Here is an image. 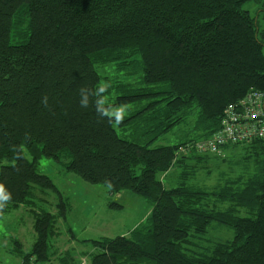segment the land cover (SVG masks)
<instances>
[{"label":"trees","instance_id":"obj_1","mask_svg":"<svg viewBox=\"0 0 264 264\" xmlns=\"http://www.w3.org/2000/svg\"><path fill=\"white\" fill-rule=\"evenodd\" d=\"M247 1L0 0V216L32 208L35 189L58 197L56 215L33 211L22 264L48 261L67 211L41 159L151 205L128 237L86 241L90 264H264V140L231 147L249 149L251 173L192 181L203 162H226L194 144L264 96V31ZM214 224L231 240L197 253Z\"/></svg>","mask_w":264,"mask_h":264},{"label":"rangeland","instance_id":"obj_2","mask_svg":"<svg viewBox=\"0 0 264 264\" xmlns=\"http://www.w3.org/2000/svg\"><path fill=\"white\" fill-rule=\"evenodd\" d=\"M243 9L249 11L256 18L260 30L264 31V0H249L243 5ZM177 131L176 137L178 139L183 138L186 134L182 133L181 130ZM249 152L248 148H235L232 151L228 149L223 156L226 157V162H203L196 168L197 172L195 179L192 180L193 183L195 186L210 189L217 185L218 175L220 174L229 175L232 179H235L238 175L244 176L251 173L253 167L246 166L244 160L245 155ZM38 171L50 178L59 190L62 196L60 198L67 200L65 217L63 219L57 217L56 228L59 235H65V231H68V235L59 238L60 242L58 244L65 245L66 239L70 236L75 238L78 243L85 240L98 241L102 238L128 237L145 221L151 212L150 203L135 193L121 191L111 194L105 186L87 184L76 175L65 172L60 164L52 160L41 159L38 164ZM179 173V169L174 167L165 179L162 178L166 188L178 184L177 175ZM38 192L37 201L33 200L32 208H26L37 213L47 211L52 215H56L55 205L58 197L49 191L38 189ZM39 198L43 199L44 202H41ZM19 207L15 208L14 211ZM3 216H0V218ZM28 217H30L29 214ZM6 221V223L14 222L12 218L6 219ZM9 226L12 225L9 223ZM0 230H4L2 224H0ZM8 231H10L9 228L4 233ZM231 238V231L214 224L210 227L203 241L195 243L197 245L195 251L201 254L206 253L209 250L208 248L215 245V243H225ZM52 242L49 243V247ZM76 245L83 253L70 251L73 263L78 262V256L84 254L87 256L80 258V261L90 264L89 259L86 257L91 256L95 252V248L90 243ZM55 248L62 247L56 244ZM20 264H22V261H20Z\"/></svg>","mask_w":264,"mask_h":264},{"label":"crops","instance_id":"obj_3","mask_svg":"<svg viewBox=\"0 0 264 264\" xmlns=\"http://www.w3.org/2000/svg\"><path fill=\"white\" fill-rule=\"evenodd\" d=\"M169 173L170 171L167 173L166 177L169 175ZM34 192V200L37 201L36 198H38L37 195H39L38 189H35ZM39 200L41 202H44V200L41 198H39ZM33 211H31L30 209L28 210V208H26L25 206H20L19 209L15 211L14 209L10 210L0 218V224L4 226V230H0V264H20L23 256L31 251V248L36 241ZM28 214L30 217H28ZM11 218L14 222L6 223V219ZM9 223L12 226H9ZM7 228H9L10 231L4 233ZM56 233L57 236L51 240L53 242L49 247V259L44 264H74L70 255V251H79L80 253H83L82 250H79L77 248L76 244L89 242H86L87 240H85L81 241V243H78L75 238L70 236L66 239L65 245L60 243L58 244V242H60L59 238L67 236L68 231H65V235H59V232L56 228ZM56 244L60 245L62 248L56 249ZM84 256L87 255L81 254L80 256H78V262H75V264H79L81 260L80 258ZM86 258L89 259V257Z\"/></svg>","mask_w":264,"mask_h":264},{"label":"built area","instance_id":"obj_4","mask_svg":"<svg viewBox=\"0 0 264 264\" xmlns=\"http://www.w3.org/2000/svg\"><path fill=\"white\" fill-rule=\"evenodd\" d=\"M263 95L251 92L244 101H241L238 110L229 107L225 110V118L221 123L220 132L210 139L194 144L198 153L221 156L223 149L231 146H240L242 142L253 138L264 140V111L262 107ZM182 153V151H181ZM31 259L27 264H36ZM79 264H86L80 261Z\"/></svg>","mask_w":264,"mask_h":264},{"label":"bare ground","instance_id":"obj_5","mask_svg":"<svg viewBox=\"0 0 264 264\" xmlns=\"http://www.w3.org/2000/svg\"><path fill=\"white\" fill-rule=\"evenodd\" d=\"M262 107H263V111H264V96L262 97ZM218 132H220V130L219 131H217V133ZM217 133H215L214 135H216ZM213 135V136H214ZM212 136V137H213ZM258 140H261V139H259V138H253V139H250V140H248V141H245V142H242V146L243 145H248L249 143H251V142H255V141H258ZM186 150H188V148H186Z\"/></svg>","mask_w":264,"mask_h":264}]
</instances>
